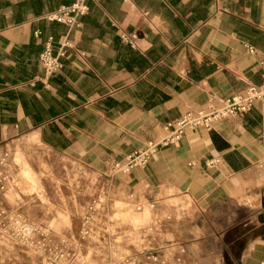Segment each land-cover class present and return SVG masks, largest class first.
<instances>
[{
    "label": "crops",
    "instance_id": "0c3cea01",
    "mask_svg": "<svg viewBox=\"0 0 264 264\" xmlns=\"http://www.w3.org/2000/svg\"><path fill=\"white\" fill-rule=\"evenodd\" d=\"M75 1L0 0V155L13 150L38 178L29 162L61 179L56 192L64 187L72 201L66 168L77 163L105 181L108 195L153 205L161 225L150 237L166 264H260L261 102L211 130L186 129L130 174L111 169L162 139L167 123L262 83L264 0H93L76 26L46 20ZM124 34L136 36L135 47ZM49 37L55 52L64 41L72 47L45 79ZM105 223L98 229L107 235Z\"/></svg>",
    "mask_w": 264,
    "mask_h": 264
},
{
    "label": "rangeland",
    "instance_id": "374dc122",
    "mask_svg": "<svg viewBox=\"0 0 264 264\" xmlns=\"http://www.w3.org/2000/svg\"><path fill=\"white\" fill-rule=\"evenodd\" d=\"M17 153L0 155V264H166L162 248L154 247L150 237L161 224L149 205H127L124 196L108 195L102 190L105 181L77 163L66 168L67 179L74 183L72 201L64 187L56 192L61 179L40 175L41 169L24 155L38 178L22 166ZM42 169L49 172L45 165ZM76 185L83 187L80 197ZM99 198L101 204L93 205ZM91 206L95 211L90 213ZM143 213L147 219L133 220ZM86 215H91V235L83 238ZM104 223L107 235L98 229ZM152 254L158 262L149 260Z\"/></svg>",
    "mask_w": 264,
    "mask_h": 264
},
{
    "label": "built area",
    "instance_id": "2783aa9c",
    "mask_svg": "<svg viewBox=\"0 0 264 264\" xmlns=\"http://www.w3.org/2000/svg\"><path fill=\"white\" fill-rule=\"evenodd\" d=\"M93 0H76L69 6H63L60 9L46 15V20L50 22H57L68 25L70 27L76 26L79 23L80 18L88 15L90 11L89 3ZM121 39L124 43L135 47L136 36L135 35H122ZM72 45L68 41H64L54 51L53 38L49 37L45 46V49L40 54V63L44 71L45 79H49L55 72L62 69V58L66 55L67 49ZM251 53H254L253 49H249ZM263 65V63H261ZM256 102H261L264 105V71L262 75V83L258 86H250L244 93L234 95L225 100L223 106L219 108H213L210 111H198L187 112L178 119L167 123L165 136L157 142H152L144 150L137 151L130 155L127 162L123 165L115 164L112 167V173L118 174H130L133 169L145 167L150 160V151L158 146H169L172 144H178L186 129H195L203 127L207 130H211L216 123L233 116H242L248 113ZM100 200V198L98 199ZM95 200L94 204H101V200ZM150 205V208H153ZM90 213L94 212L93 206L90 208ZM142 207L138 206V211H141ZM84 223V229L82 231V237L86 238L91 235L89 224L91 222V215H86ZM149 260L153 263L158 262V259L153 254ZM178 264H183L181 259H177ZM260 264H264V260Z\"/></svg>",
    "mask_w": 264,
    "mask_h": 264
}]
</instances>
